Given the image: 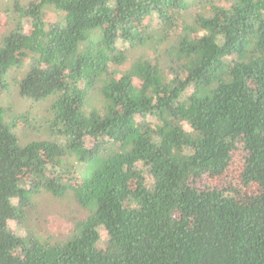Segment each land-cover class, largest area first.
<instances>
[{"label":"trees","instance_id":"16d2710c","mask_svg":"<svg viewBox=\"0 0 264 264\" xmlns=\"http://www.w3.org/2000/svg\"><path fill=\"white\" fill-rule=\"evenodd\" d=\"M2 11L0 264H264V0ZM17 89L49 138L20 143L36 106L5 108ZM40 192L76 207L64 235L10 227Z\"/></svg>","mask_w":264,"mask_h":264},{"label":"rangeland","instance_id":"374dc122","mask_svg":"<svg viewBox=\"0 0 264 264\" xmlns=\"http://www.w3.org/2000/svg\"><path fill=\"white\" fill-rule=\"evenodd\" d=\"M7 0H0V36L2 35V31L4 30L3 23L5 22L6 18L2 11V8L5 6ZM196 9L195 7L191 6L186 11L175 13L177 27H174L171 31L173 36H177L181 34L182 30L180 29L182 25H190L195 17ZM179 26V27H178ZM25 27L27 28L28 25L25 23ZM127 67V66H125ZM120 72H131L133 75L134 71H129L128 68H122ZM18 92V89L16 93ZM5 96V97H4ZM2 99H4V106L10 110L23 111L28 108H35L32 109L31 118H33L34 125L31 126H24L21 122L18 124L17 134L21 144L27 143L31 140L42 139V138H49L50 135L47 132L48 121H47V109L45 110V102L44 100L33 102L32 100L23 97L18 94H5ZM237 164H233L229 168L230 175H235L238 171ZM86 169V168H85ZM81 170L86 173L87 169L84 170V167L73 171L70 173V182H79L80 172ZM229 178V177H228ZM227 178V180H228ZM219 180V179H218ZM223 182V180H220ZM32 207L31 211L28 212L27 215H31L32 218L37 217L35 220L33 219L32 223H28V221L16 222L15 220L10 222V227L13 229L14 232L18 233L19 231L23 230V232L28 233L33 232L34 228H40L41 232L53 234L54 236H62L67 233L71 227V216H78L77 212L75 211L74 205H68L67 203L56 200L51 198L49 194L40 192L34 195L32 199ZM83 215V214H81ZM20 227H19V226Z\"/></svg>","mask_w":264,"mask_h":264}]
</instances>
